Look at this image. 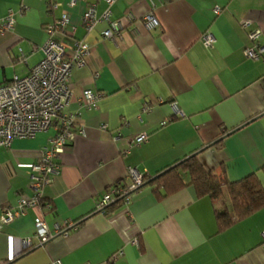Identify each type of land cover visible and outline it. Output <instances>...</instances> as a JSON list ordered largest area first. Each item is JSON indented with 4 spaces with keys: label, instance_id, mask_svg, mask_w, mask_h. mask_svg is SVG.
Here are the masks:
<instances>
[{
    "label": "crops",
    "instance_id": "0c3cea01",
    "mask_svg": "<svg viewBox=\"0 0 264 264\" xmlns=\"http://www.w3.org/2000/svg\"><path fill=\"white\" fill-rule=\"evenodd\" d=\"M91 4L97 17L107 8L105 0H0V19L14 16L0 33V83L40 61L45 27L63 14L66 30L89 45L84 66L72 70L64 110L84 133L61 153L38 204L0 226V264H264V206L219 230L222 202L197 196L191 185L168 192L154 181L194 152L229 181L264 166V53H244L251 29L264 45V0H114L110 19L121 28L113 39L103 37L105 21L90 31L82 24ZM85 89L99 94L94 105L81 100ZM142 132L147 140L131 144ZM53 133L0 146V217L33 195L32 166ZM131 171L146 182L120 205L98 210L118 182L132 183ZM38 220L52 235L44 243Z\"/></svg>",
    "mask_w": 264,
    "mask_h": 264
},
{
    "label": "built area",
    "instance_id": "2783aa9c",
    "mask_svg": "<svg viewBox=\"0 0 264 264\" xmlns=\"http://www.w3.org/2000/svg\"><path fill=\"white\" fill-rule=\"evenodd\" d=\"M105 2L107 8L99 17L96 16L94 5L91 4L83 12L81 21L87 31H90L98 21L107 22L108 26L103 31V37L113 39L119 32L121 24L110 19V5L114 0H105ZM145 20L148 26L154 27L157 24L152 15H146ZM13 23L14 16L12 12H8L0 19V33L10 29ZM68 23V16L63 14L53 24L47 25L46 40L40 47L42 53L40 61L26 75L20 77L14 75L9 82L0 83V146L9 145L15 138H31L39 132L54 130L47 145L42 148L38 161L32 166L30 186L33 195L19 198L16 209L7 210L0 217V226L22 214L24 207H35L38 204L42 188L50 184L54 176L59 173L58 159L61 153L77 133H84L83 129L75 124L74 116L64 113V110L71 98L72 70L84 66L89 45L83 39H75L72 32L66 30ZM243 25L247 27L249 21L245 20ZM248 33L253 43L244 49V53L249 58L257 59L264 53V45L257 42L260 30L251 29ZM212 40L209 35L204 36L206 44L210 45ZM19 52L20 57L24 58L21 49ZM98 97L99 94L85 89L81 100L91 106ZM147 137V133H139L133 137L131 144L139 145L146 141ZM131 175L130 185L125 187L118 185L106 192L96 208L103 210L106 205L116 199V195L127 200L129 191L138 188L144 182L142 175L132 171ZM35 234L39 243H44L52 237L42 220L36 221ZM24 243L28 246L30 244L29 240ZM49 264H62V262L56 259Z\"/></svg>",
    "mask_w": 264,
    "mask_h": 264
},
{
    "label": "trees",
    "instance_id": "16d2710c",
    "mask_svg": "<svg viewBox=\"0 0 264 264\" xmlns=\"http://www.w3.org/2000/svg\"><path fill=\"white\" fill-rule=\"evenodd\" d=\"M220 143L221 141H217L208 147H218ZM198 154V152H194L185 156L184 159L177 161L163 173L157 175L154 181L161 184L168 192L191 185L197 196H208L214 204L222 202L215 208L219 230L225 229L235 220H240L264 206V183L259 178V173L264 175V166L257 172H251L238 180L229 181L223 169L217 174L212 169H205L197 158ZM177 170L182 176L176 175ZM184 177L187 181H184ZM145 179L143 183L146 182ZM118 185L125 187L119 182L116 186ZM123 200L124 197L116 195V199L108 204L104 211L120 205ZM76 225L78 224H74V226Z\"/></svg>",
    "mask_w": 264,
    "mask_h": 264
},
{
    "label": "water",
    "instance_id": "95a60500",
    "mask_svg": "<svg viewBox=\"0 0 264 264\" xmlns=\"http://www.w3.org/2000/svg\"><path fill=\"white\" fill-rule=\"evenodd\" d=\"M221 139V137L219 138V139H217L216 141H214V142H217V141H219ZM211 144H213V143H211ZM211 144H209L208 146H210ZM208 146H206V147H208Z\"/></svg>",
    "mask_w": 264,
    "mask_h": 264
}]
</instances>
